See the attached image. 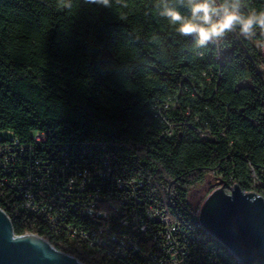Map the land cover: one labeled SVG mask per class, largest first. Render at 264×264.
I'll return each mask as SVG.
<instances>
[{
  "label": "trees",
  "instance_id": "1",
  "mask_svg": "<svg viewBox=\"0 0 264 264\" xmlns=\"http://www.w3.org/2000/svg\"><path fill=\"white\" fill-rule=\"evenodd\" d=\"M242 2L245 14L264 11V0ZM171 3L190 15L179 0ZM159 5L0 0V146L10 133L29 141L39 131V153L66 147L75 156L77 147H90L122 181L141 184L145 204L202 233L192 189L221 181L249 191L258 181L264 198V31L247 40L237 29L219 47L197 50ZM165 103L167 124L155 109ZM19 203L0 186V208L15 235H39L83 264H115L53 233Z\"/></svg>",
  "mask_w": 264,
  "mask_h": 264
},
{
  "label": "built area",
  "instance_id": "2",
  "mask_svg": "<svg viewBox=\"0 0 264 264\" xmlns=\"http://www.w3.org/2000/svg\"><path fill=\"white\" fill-rule=\"evenodd\" d=\"M259 44L264 55V38ZM258 72L264 80V67ZM166 106L155 109L167 124ZM169 133L167 127L161 135ZM30 137L20 141L10 133L0 146V186L13 191L20 210L53 233L100 252L115 264H241L200 226L197 213L202 233L171 223L143 202L140 183L122 181L111 163L90 147H77L75 156L66 147L57 154L39 153L45 142L43 133L35 131ZM73 213L82 222L75 221Z\"/></svg>",
  "mask_w": 264,
  "mask_h": 264
},
{
  "label": "water",
  "instance_id": "3",
  "mask_svg": "<svg viewBox=\"0 0 264 264\" xmlns=\"http://www.w3.org/2000/svg\"><path fill=\"white\" fill-rule=\"evenodd\" d=\"M202 201L200 226L224 244L241 264H264V198L233 184L226 193L221 181ZM0 264H83L55 249L43 237L15 235L8 216L0 208Z\"/></svg>",
  "mask_w": 264,
  "mask_h": 264
},
{
  "label": "clouds",
  "instance_id": "4",
  "mask_svg": "<svg viewBox=\"0 0 264 264\" xmlns=\"http://www.w3.org/2000/svg\"><path fill=\"white\" fill-rule=\"evenodd\" d=\"M87 3L111 7V0H86ZM70 6V5H66ZM160 16L176 27L182 37H193L197 50L210 45L219 47L228 34L236 32L252 40L256 29L264 31V11L245 14L242 0H179V7L187 8L185 16L171 0H160Z\"/></svg>",
  "mask_w": 264,
  "mask_h": 264
},
{
  "label": "rangeland",
  "instance_id": "5",
  "mask_svg": "<svg viewBox=\"0 0 264 264\" xmlns=\"http://www.w3.org/2000/svg\"><path fill=\"white\" fill-rule=\"evenodd\" d=\"M221 186L226 193H229V191H230L229 186L228 187H226L224 185H221ZM212 188H213L212 186H201V187H196V188L192 189L190 192V196H189V201H190L191 207L197 211L199 209L202 201L205 199V197L208 195V193L212 190ZM250 191L258 193L256 182L252 185V189Z\"/></svg>",
  "mask_w": 264,
  "mask_h": 264
}]
</instances>
